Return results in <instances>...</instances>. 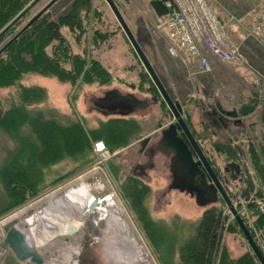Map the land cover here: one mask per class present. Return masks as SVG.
Returning <instances> with one entry per match:
<instances>
[{
	"label": "rangeland",
	"instance_id": "1",
	"mask_svg": "<svg viewBox=\"0 0 264 264\" xmlns=\"http://www.w3.org/2000/svg\"><path fill=\"white\" fill-rule=\"evenodd\" d=\"M49 1H29L27 4L31 3V6L26 13L0 36V46ZM150 1L114 0L169 94L175 99L191 102L197 110L200 100L197 78L209 70L201 73L193 63L183 66L180 58L167 52L152 24L159 14L153 11ZM204 1L223 22L228 43L236 47L239 58L236 65L245 66L247 62L264 75V48L248 37L245 25L237 20H247L248 10L258 0ZM67 13L68 22H63L59 28L64 41L51 40L44 49L47 60L52 58L57 62L45 60L38 68L41 72L27 70L13 84L0 86V116L11 106L18 108L19 113L13 128L0 125V168L23 142L30 140L38 146L30 125L31 118L37 114L70 127L72 133L79 139L83 137L85 142L72 153L64 152L54 162L41 166L33 193L26 191L14 200L0 180V230L4 232L18 222L26 223L24 219L45 206L54 191L60 196L87 183L95 197L108 195L117 210L106 243L98 239V243L89 248L98 264H185L179 257V249L193 235L204 207L198 206L189 193L168 188L170 172L166 155H154V167L146 170L148 177L133 173L134 159L143 158L136 154L139 139L149 133L157 134L158 123L165 125L168 122L169 117L164 116L167 106L105 0H53L41 14L57 19ZM91 60L98 64H92ZM249 68L235 72V80L227 78L229 82L235 81L237 96L240 93L243 101L233 108L234 117L243 124L238 127L242 131L235 130L231 136L212 135L200 115L195 126L203 137V144L208 147L204 148L208 151L206 154L214 162L215 172L228 196L239 208L264 252V222L259 217L258 211H262L257 204L259 193H264V77L256 75L257 83L252 81ZM111 88L149 99L155 95L156 100L129 115L104 114L95 106L94 100ZM222 90L225 92L226 88ZM250 123L255 125L254 130L248 126ZM109 129L115 133L111 134ZM100 141L102 149L97 147ZM232 160L240 165L234 179L230 171L224 169V165ZM130 177L138 183L139 203L127 195L125 187ZM95 183L102 184L99 191L95 189ZM249 184L252 192L248 199L243 192ZM223 214L228 221L233 219L226 205H223ZM92 217L101 222L103 214L94 212ZM116 231L135 249L134 259L119 260L113 253ZM78 236L67 240L66 234L59 235L55 244H43L40 250L46 264H67L75 256ZM108 240L113 243L109 244ZM218 244L213 255L216 263L234 264L248 249L246 238L238 230L229 232L222 228ZM0 264L31 263L18 260L7 249L0 256Z\"/></svg>",
	"mask_w": 264,
	"mask_h": 264
},
{
	"label": "trees",
	"instance_id": "2",
	"mask_svg": "<svg viewBox=\"0 0 264 264\" xmlns=\"http://www.w3.org/2000/svg\"><path fill=\"white\" fill-rule=\"evenodd\" d=\"M29 1L35 2L36 0H0V28L4 23L9 21L8 24L1 29L0 36L26 13L29 6H31V3L27 4ZM164 1L165 0L150 1L152 9L156 14H162L169 10ZM74 3L75 2H73V4ZM72 10L73 9H71V11ZM45 16L44 14L38 16L29 26L17 34L0 52V86L13 84L23 72L27 70L39 71L38 68H40L43 63L46 61L48 63L54 61L52 58L47 60L44 49L51 40H57L59 42H62V40L64 41V37L59 28L63 22L65 23L67 21L69 15L67 13L59 16L57 19L46 18ZM1 47L2 46H0V48ZM80 61L85 63L84 60ZM54 62L56 63L57 61ZM90 62L95 65L98 64L94 60ZM97 70L100 71V69ZM50 73L56 74L55 71H51ZM18 115V108L11 106L0 116V125L13 128V126L16 125ZM30 125L37 138L38 146L30 140L23 142L22 147L19 148L13 156L10 155L0 168V180L2 181L3 187L14 200L24 195L26 191L30 193L35 191V184L41 166L49 162H54L64 152H66L65 154L72 153V151L85 142L83 137L79 139L76 134L72 133L70 127L61 126L52 119H43L39 114L31 118ZM109 131H111V134L115 133V130L109 129ZM124 136L125 135H123L122 138H124ZM126 183L127 185L125 188H127V195L139 203L141 195L136 179L130 177ZM250 189L251 184L246 185L243 192V196L248 197V199L252 192ZM258 196L262 197L264 193H259ZM223 205H225V202L222 198H219L217 202L204 207L202 210L195 225L193 235L179 249V257L185 264H224L222 261L216 263L213 259V255L219 246L220 230L223 228L229 232L238 230L241 234L243 233L233 217L232 220L228 221V217L223 214ZM234 206L237 211H239L237 205ZM140 209L142 211V208ZM258 213L259 217L263 218L264 222V212L258 211ZM241 216L243 217L242 214ZM245 224L254 238L253 232L247 222ZM254 240L264 256V252L260 245L255 238ZM234 264L262 263L248 244L247 251L240 254Z\"/></svg>",
	"mask_w": 264,
	"mask_h": 264
},
{
	"label": "water",
	"instance_id": "3",
	"mask_svg": "<svg viewBox=\"0 0 264 264\" xmlns=\"http://www.w3.org/2000/svg\"><path fill=\"white\" fill-rule=\"evenodd\" d=\"M105 1L125 33L137 57L150 76L161 99L165 102L167 111L171 116V120L161 126L160 136L157 141V148L161 150L162 153L169 156L168 170L170 172V182L168 188H177L180 191L189 193L194 197L195 203L201 207H206L217 202L219 198H222L232 217L238 223L240 230L253 252L257 255L260 262L264 264V256L250 234L243 217H241L235 208L225 187L221 181H219L216 173L203 153L201 146L187 125L182 114L181 104L178 100L173 99L167 91L114 0ZM52 2L53 0L49 1L36 12L11 39L2 45L0 52L17 34L29 26ZM153 98L155 100L156 96L154 95ZM95 103L101 109L102 113L107 114L110 112L119 115H128L139 109H144L147 106V101L145 99L137 97L132 92H122L117 88L105 90L103 95L98 97V101ZM210 108L211 111H206V114L215 115L217 119L221 121L227 116L234 117L236 114L234 110L223 109L220 105H218V110L212 107ZM168 113L166 112V115ZM214 126L217 125L214 124ZM147 140V136L143 137L141 139V145H144ZM97 147L101 149V143L98 144ZM152 150V148L149 149L148 154L150 156L152 155ZM151 165L152 161L149 159L146 163L140 165V167L146 168L151 167ZM227 166L236 173L240 170L239 163L234 160L228 162ZM83 218L79 221V227L84 225ZM69 229L70 230L65 231V233L69 234L75 230V227L71 226ZM40 245L39 243H32L25 229L20 227L17 223L10 225L4 232L0 230V256L3 255L5 250L10 249L14 256L20 261L25 260L31 264H41L44 261V257L39 250Z\"/></svg>",
	"mask_w": 264,
	"mask_h": 264
},
{
	"label": "built area",
	"instance_id": "4",
	"mask_svg": "<svg viewBox=\"0 0 264 264\" xmlns=\"http://www.w3.org/2000/svg\"><path fill=\"white\" fill-rule=\"evenodd\" d=\"M164 3L169 10L157 15L152 24L165 41L169 54L180 58L186 66L194 63L201 72L212 67L209 54L224 64L238 63L237 49L226 40L223 22L204 0H165ZM237 20L245 25L248 37L264 48V0H258L248 10L247 20ZM257 204L264 212V197L258 198Z\"/></svg>",
	"mask_w": 264,
	"mask_h": 264
},
{
	"label": "bare ground",
	"instance_id": "5",
	"mask_svg": "<svg viewBox=\"0 0 264 264\" xmlns=\"http://www.w3.org/2000/svg\"><path fill=\"white\" fill-rule=\"evenodd\" d=\"M94 187L99 191L102 184L95 183ZM56 195H58L57 191L51 193L45 206L24 219L26 223H17L25 229L32 243L42 245L54 242L59 235H67L65 231L70 230L71 226L75 227V230L69 233L72 235L81 227H79L80 219L84 217L83 222H85L86 216L96 208H100L105 202L116 212L114 201L108 199V195L95 197L87 183H81L77 189L71 188L60 196ZM120 230L122 231V229ZM114 241L113 253L119 260L135 258V249L117 231L114 234Z\"/></svg>",
	"mask_w": 264,
	"mask_h": 264
},
{
	"label": "crops",
	"instance_id": "6",
	"mask_svg": "<svg viewBox=\"0 0 264 264\" xmlns=\"http://www.w3.org/2000/svg\"><path fill=\"white\" fill-rule=\"evenodd\" d=\"M162 39V38H161ZM164 41V40H163ZM165 43V41H164ZM166 46V43H165ZM167 50V49H166ZM168 52V51H167ZM169 53V52H168ZM171 55V54H170ZM173 56V55H171ZM208 58L211 62L212 70H209L206 72V74L198 75L197 78V85L199 86V94L198 98L200 100L197 101V110L193 109V105L191 102L184 101L181 98H176L181 106H182V114L183 117L187 120V124L192 132V134L196 137V139L199 141V143L203 146V148L207 149L203 144V137L201 138L197 127L195 126V121L198 118V115L201 116L202 121L205 123L206 127H208V130L210 133H215L217 135L225 136H231V134L234 133L235 130L242 131V129H239L238 127H242L243 124L241 123V120L227 116L224 118L223 121L217 119V116L212 114H206V111H211L210 107L215 108L218 110V105H220L223 109L226 110H234L233 108L237 107L240 103H242V99H240V93H238L237 96V85L233 84L235 81L229 82L227 78L229 77L232 80L236 79V73L240 68L243 67H250V78L252 81L256 82V75L264 77L257 69H254L251 67V65H248L246 62L245 66L243 65H236V64H224L220 61H218L214 56L208 55ZM182 61V60H181ZM246 61V60H245ZM183 63V61H182ZM192 64V63H191ZM184 66V63L182 64ZM194 66H196L193 63ZM227 71L229 73H227ZM236 72V73H235ZM202 73V72H201ZM223 74V75H221ZM197 75V74H196ZM254 76V77H253ZM255 78V79H254ZM250 79V80H251ZM163 83V82H162ZM237 83V82H236ZM164 84V83H163ZM165 85V84H164ZM166 89L167 86H165ZM226 88V91L223 92V88ZM222 91V92H221ZM190 96V95H189ZM172 97V95H171ZM173 98V97H172ZM175 99V98H173ZM238 99V100H236ZM249 113V112H248ZM217 125V126H214ZM249 127L255 129V125L253 123H250L248 125ZM255 133V131H254ZM213 135V134H212ZM205 137V136H204ZM212 138L211 136H208V138ZM208 153V151H207Z\"/></svg>",
	"mask_w": 264,
	"mask_h": 264
},
{
	"label": "flooded vegetation",
	"instance_id": "7",
	"mask_svg": "<svg viewBox=\"0 0 264 264\" xmlns=\"http://www.w3.org/2000/svg\"><path fill=\"white\" fill-rule=\"evenodd\" d=\"M153 96L154 95H152L150 99L148 97H143V96L142 97L138 96V97L141 99H145L147 101L146 107H148L149 104L153 103V101L156 100V99L154 100ZM97 101H98V98L96 100H94V104L97 108H99L97 106V104L95 103ZM139 110H143V109H139ZM166 112L168 113V111H166ZM166 112L164 113V116L169 117V120H168V122H169L171 120V116L169 113L166 115ZM161 126H163V124L159 122L157 134L152 135V133H149L146 135L148 137V140L146 141V143L144 145H141V139L142 138L139 139L136 154L138 156H140V155L143 156V158L142 159H138V158L134 159L133 173H136V174L143 176V177H148L146 170L154 167V164H155L154 159H153L154 155H156L157 153L165 155L164 153L161 152V150H159L157 148V141H158L159 136H160ZM198 143H199V141H198ZM199 145L201 146L203 153L205 154L208 162L210 163L211 167L213 168V170L215 172L216 166H215L214 162H212L210 156L206 154L207 151H205L203 146L200 143H199ZM150 148L153 149L151 156L148 154ZM166 157L168 158V166H169V156L166 155ZM149 159H151V161H152L151 167L141 168L140 165L146 163ZM224 169L230 171V175L233 179L238 176L239 172L236 173V172H234V170H231L227 166V163L224 165ZM216 175H217L219 181H221L219 175L217 173H216ZM94 212H98V213L101 212L103 214V217L101 218V222H100L99 218H95V217L93 218L92 217V214ZM115 214H116V212L113 209H111L110 207H108L106 202H105L100 208H96L95 210H93V212L90 215L86 216L84 225L81 226L75 233H73L72 235H69V234L66 235V239L68 240L70 238L74 239L75 237H73V236L79 234L78 239L76 238V245L74 247L75 256L73 258H71L67 264H98V262H97L98 259L95 257V255L93 253H91L89 248L92 245H96L98 243V239H100L101 243H103V242L106 243L107 237H109V230L112 227L113 221H115V216H116ZM93 233H95V234H93ZM99 234H100V236H99ZM51 243L55 244V241L51 242ZM110 243L111 244L113 243L112 240L109 241V244ZM46 244H50V243H46ZM42 245L39 246V250H40ZM40 252L42 253L41 250H40ZM42 255L44 257L43 253H42ZM41 264H46L45 257H44L43 263H41ZM48 264H56V263H48ZM64 264H66V263H64Z\"/></svg>",
	"mask_w": 264,
	"mask_h": 264
}]
</instances>
